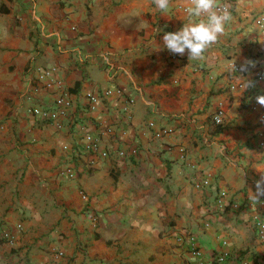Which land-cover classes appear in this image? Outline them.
Returning a JSON list of instances; mask_svg holds the SVG:
<instances>
[{"label":"crops","instance_id":"1","mask_svg":"<svg viewBox=\"0 0 264 264\" xmlns=\"http://www.w3.org/2000/svg\"><path fill=\"white\" fill-rule=\"evenodd\" d=\"M224 2L225 33L189 61L163 44L186 22L179 0L168 13L152 0H0V234L14 238H0V264H264V197L249 198L264 166V106L252 108L264 0ZM40 66L55 75L40 80ZM62 91L63 124L32 114Z\"/></svg>","mask_w":264,"mask_h":264},{"label":"clouds","instance_id":"2","mask_svg":"<svg viewBox=\"0 0 264 264\" xmlns=\"http://www.w3.org/2000/svg\"><path fill=\"white\" fill-rule=\"evenodd\" d=\"M152 3L161 13H168L172 6V0H152ZM179 8L186 22L180 30L163 35L164 47L180 56L187 51L189 61L202 60L205 52L225 33L226 24L232 19L230 5L221 0H179ZM249 66L254 67L255 62L245 60L240 71H247ZM231 67L235 71V64ZM249 86L244 82L241 90ZM256 101L264 106V95H258ZM257 169L262 173L261 179L256 182L254 192L249 190V198L254 202L264 197V166Z\"/></svg>","mask_w":264,"mask_h":264},{"label":"built area","instance_id":"3","mask_svg":"<svg viewBox=\"0 0 264 264\" xmlns=\"http://www.w3.org/2000/svg\"><path fill=\"white\" fill-rule=\"evenodd\" d=\"M224 3L230 5L227 2H224ZM230 9H231V6H230ZM258 22L264 28V16L263 15H260L258 17ZM165 33L166 32H164L163 35ZM56 70H57V67H55V66H50V67L40 66L37 68L38 78L42 81H47L55 75ZM257 79L263 80L264 79V73L259 72L257 74ZM57 83L62 85V81H60V80H58ZM123 91L124 90L122 88H108L105 91V94L109 95V94L116 93L119 95H124ZM128 101L133 102V99L128 97ZM99 102H100V97L96 94H91L90 104H91L92 109L96 108V106ZM260 106L261 105L258 104L257 101L252 103L253 109H258ZM72 107H73L72 97L69 95L68 92L62 91L58 95V97L56 98L54 106L45 107V106H41V105H35L31 109V112L35 117H37L41 121L55 122L58 125H61V124H63V119H67V118H70L72 116ZM224 117H225L224 109L219 108L215 114V117H214L215 122L217 124H222ZM150 126H154V123H150ZM162 134H163V131L160 129L157 132H155V136H157V137H161ZM86 139H87V149L89 151H91L92 153H98L101 156H107L108 155L107 151H101L100 150L99 139L97 137H95L93 134L87 133ZM131 151L133 153H135L137 150L135 148H133ZM118 154L121 157H127V155L129 153L126 150L118 149ZM67 173L72 174V170L67 169ZM209 184H210L209 179H204L200 182H195V186L198 188L208 186ZM226 194H227L226 191L221 192L222 196H225ZM21 226L22 225H19L20 228H21ZM259 235L262 239H264V223L260 224ZM0 238L4 239L6 241H9V242H12L14 240L13 236L9 232L1 233ZM189 239L191 240L192 244L194 245L193 246V253L199 255L200 250L195 245V242H196L195 237L193 235H191ZM229 256H230V254L228 252L223 253L222 255H220L216 259L217 263H221V262L225 261ZM244 264H247V263L244 262Z\"/></svg>","mask_w":264,"mask_h":264},{"label":"trees","instance_id":"4","mask_svg":"<svg viewBox=\"0 0 264 264\" xmlns=\"http://www.w3.org/2000/svg\"><path fill=\"white\" fill-rule=\"evenodd\" d=\"M221 129H222V125L218 124L217 132L220 131Z\"/></svg>","mask_w":264,"mask_h":264}]
</instances>
